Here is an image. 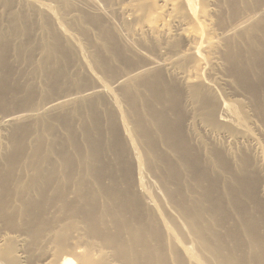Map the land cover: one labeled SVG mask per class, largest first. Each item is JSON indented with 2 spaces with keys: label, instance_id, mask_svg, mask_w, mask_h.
<instances>
[{
  "label": "bare ground",
  "instance_id": "obj_1",
  "mask_svg": "<svg viewBox=\"0 0 264 264\" xmlns=\"http://www.w3.org/2000/svg\"><path fill=\"white\" fill-rule=\"evenodd\" d=\"M134 2L120 13L178 14L176 30H139L155 37L167 58H148L110 87L66 93L1 117L0 126L12 130L2 157L7 169L0 170V196L12 207L1 201L3 217L20 218L17 231L43 249L35 264H244L235 256L242 232L264 264V0ZM109 91L129 99L119 112L128 150L115 128L118 114L105 110V122L93 104ZM87 102L94 126L82 125L84 143L90 155L112 160L74 161L64 149L77 144L65 111ZM55 120L66 131L58 145L45 139L55 135ZM32 123L42 132L27 145ZM155 159L162 168L151 166ZM192 182L198 201H187ZM205 203L214 226L203 215ZM227 238L238 249L227 248ZM15 252L13 244L0 245L8 264H19Z\"/></svg>",
  "mask_w": 264,
  "mask_h": 264
},
{
  "label": "rangeland",
  "instance_id": "obj_2",
  "mask_svg": "<svg viewBox=\"0 0 264 264\" xmlns=\"http://www.w3.org/2000/svg\"><path fill=\"white\" fill-rule=\"evenodd\" d=\"M134 3V0H92V4L84 0H0V89L4 90L0 96V119L15 110L28 109L66 93L101 85L110 87L116 78L130 68L145 65L148 58L166 59L163 49L159 50L160 42L157 43L150 33L140 34L139 30L147 25L176 30L178 14L174 12L173 19H160L156 15L148 19L147 16L139 17V14L120 13L121 6L132 8ZM96 11L106 12L109 16H100ZM53 46L56 47L54 52ZM174 70L178 72V69ZM30 91L33 92L32 95L29 94ZM128 100L121 91H109L102 96V100L97 98L93 104L106 122L103 112L110 109L119 118V112L128 109ZM119 103L120 106L117 105ZM89 104L87 102L81 109L75 110L73 106L65 111V114L69 113L68 120L73 123L77 144L73 143V146L68 145L66 148L64 146V149L71 153L74 161L96 162L101 157L112 160L111 154L98 157L90 155V145L84 143L82 125L87 123L90 127L94 126L91 111L86 106ZM150 105L156 107L157 104L152 101ZM119 119H116L118 128L117 125L115 128L120 143L123 142V147L128 150V146H131L130 136L121 124V118ZM52 123L58 126L55 127V135L46 136L45 139H58L59 142H54L58 145L62 140L60 137L66 135V131L60 129L59 120ZM41 132L42 129L32 123L25 135L27 145L36 143ZM11 135L12 130L0 126V170L7 169L2 157L10 147ZM94 136L96 138L95 133ZM159 150L164 152L162 147ZM125 152L124 159L127 157L125 160H131L133 156L128 151ZM60 154L57 151L59 158ZM161 163L162 161L155 159L151 166L155 169L162 168ZM194 190L195 184L192 182L186 188L187 201H198L197 195H193ZM2 200L5 205L8 202V209L12 207V200L7 201L5 196H0L1 247L13 244L19 264L22 261L21 255L25 257V264H35L42 257L40 254L43 249H34L29 237L17 231L16 226L21 224L20 218L14 219L12 223L4 219ZM210 210L211 207L205 203L203 215L214 226L215 220L210 217L213 211ZM222 231L225 233L226 229ZM205 236L215 243L213 233L209 231ZM242 239L243 247L235 256L243 259L244 264H263L257 251L255 253L249 250V243L243 232ZM234 242V239H225V245L229 249H234ZM0 264L8 262L0 259Z\"/></svg>",
  "mask_w": 264,
  "mask_h": 264
}]
</instances>
